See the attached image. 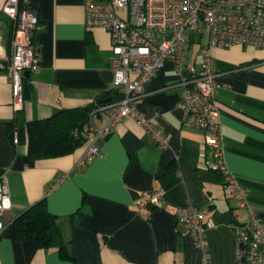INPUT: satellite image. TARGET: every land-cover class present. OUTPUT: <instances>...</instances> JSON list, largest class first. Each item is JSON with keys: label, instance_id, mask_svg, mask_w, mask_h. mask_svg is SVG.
I'll return each mask as SVG.
<instances>
[{"label": "crops", "instance_id": "obj_1", "mask_svg": "<svg viewBox=\"0 0 264 264\" xmlns=\"http://www.w3.org/2000/svg\"><path fill=\"white\" fill-rule=\"evenodd\" d=\"M38 16L33 41L39 69L24 74L23 103L11 104L6 67H0V177L7 179L11 205L1 220L0 264H203L202 251L174 216L193 204L205 210L206 254L211 264H235V214L244 213L218 173L200 163L202 129L187 125L178 107V74L165 60L134 101L136 109L169 135L160 148L133 118L110 124L96 139L98 154L78 162L87 141L70 153L33 158L14 143L17 127L62 108L84 107L112 89L109 32L84 25V0H24ZM0 0V62L11 57L12 19ZM196 36L187 61L199 66ZM195 44V45H194ZM194 45V46H193ZM221 86L215 96L222 126L224 159L247 201L264 220V49L234 44L212 47ZM109 110L97 109L89 125L104 127ZM14 125L12 137L7 123ZM161 188L163 203L148 213L136 205L145 191ZM44 199L57 215L72 257L56 246L37 247L14 235L13 220Z\"/></svg>", "mask_w": 264, "mask_h": 264}, {"label": "built area", "instance_id": "obj_2", "mask_svg": "<svg viewBox=\"0 0 264 264\" xmlns=\"http://www.w3.org/2000/svg\"><path fill=\"white\" fill-rule=\"evenodd\" d=\"M1 10L13 22L10 40L11 57L6 67L11 88V104L20 109L23 103L24 72L39 69V46L33 41L38 24L37 12L24 0H4ZM84 25L101 27L109 32L113 71L112 89L120 93L116 100L95 105L91 112L106 108L108 123L102 128L84 127L87 146L78 162L83 164L98 154V136L108 126L125 117L133 118L151 134L160 148L169 145V135L134 106L144 94V86L169 60L178 74L180 87L178 107L185 124L203 130L200 163L217 172L223 185L244 213L235 214L237 252L235 264H264V220L250 206L246 190L235 180L225 159L222 126L215 96L221 86L220 73L214 68L212 47L234 44L264 49V0H84ZM187 30L189 32H187ZM199 35L206 41L199 47L196 67L187 61V44ZM18 142L17 132L12 138ZM163 203L161 188L145 191L136 201L146 213ZM11 205L7 179L0 177V233L4 228L1 216ZM174 216L186 234L202 251L203 264H211L206 254L205 210L186 204L174 208Z\"/></svg>", "mask_w": 264, "mask_h": 264}, {"label": "trees", "instance_id": "obj_3", "mask_svg": "<svg viewBox=\"0 0 264 264\" xmlns=\"http://www.w3.org/2000/svg\"><path fill=\"white\" fill-rule=\"evenodd\" d=\"M120 96L118 91L110 89L98 95L87 106L62 108L47 118L32 120L25 126L16 128L18 142L25 143L27 154L33 158L70 153L87 141L84 127L89 126L94 106L106 104ZM107 97L110 99L103 101ZM6 129L12 137L14 125L7 123ZM218 176L221 179L219 174ZM13 230L16 237L30 239L37 247L56 246L63 259L72 257L63 240L59 218L48 210L44 199L34 202L16 216Z\"/></svg>", "mask_w": 264, "mask_h": 264}, {"label": "water", "instance_id": "obj_4", "mask_svg": "<svg viewBox=\"0 0 264 264\" xmlns=\"http://www.w3.org/2000/svg\"><path fill=\"white\" fill-rule=\"evenodd\" d=\"M24 74H28V72H27V71H25V72H24ZM109 99H110V98H109V97H107V98H104V99H103V101H107V100H109Z\"/></svg>", "mask_w": 264, "mask_h": 264}, {"label": "rangeland", "instance_id": "obj_5", "mask_svg": "<svg viewBox=\"0 0 264 264\" xmlns=\"http://www.w3.org/2000/svg\"><path fill=\"white\" fill-rule=\"evenodd\" d=\"M187 32H189L188 30H187ZM196 37L198 38L199 37V35H196ZM206 38V35H204L203 37H202V39L204 40ZM195 45V44H194ZM193 45V46H194Z\"/></svg>", "mask_w": 264, "mask_h": 264}]
</instances>
